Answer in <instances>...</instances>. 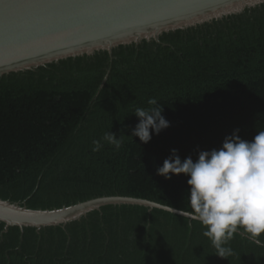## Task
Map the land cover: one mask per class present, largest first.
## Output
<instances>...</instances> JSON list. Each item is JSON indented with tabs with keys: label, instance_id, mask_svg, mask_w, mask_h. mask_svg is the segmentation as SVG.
Returning <instances> with one entry per match:
<instances>
[{
	"label": "trees",
	"instance_id": "16d2710c",
	"mask_svg": "<svg viewBox=\"0 0 264 264\" xmlns=\"http://www.w3.org/2000/svg\"><path fill=\"white\" fill-rule=\"evenodd\" d=\"M93 55L0 77V199L54 210L122 196L190 213L185 175L157 167L264 130V4ZM157 98L170 127L131 136L134 110ZM123 137L117 151L93 140ZM197 220L163 209L107 205L64 226L0 223V264H264V246L238 232L216 256ZM264 240V237H261Z\"/></svg>",
	"mask_w": 264,
	"mask_h": 264
},
{
	"label": "water",
	"instance_id": "95a60500",
	"mask_svg": "<svg viewBox=\"0 0 264 264\" xmlns=\"http://www.w3.org/2000/svg\"><path fill=\"white\" fill-rule=\"evenodd\" d=\"M264 0H0V77L62 59L93 55L242 13ZM163 44V43H161ZM107 205H138L185 216L145 199L101 197L54 210L0 199V223L20 228L64 226Z\"/></svg>",
	"mask_w": 264,
	"mask_h": 264
},
{
	"label": "clouds",
	"instance_id": "9594fccd",
	"mask_svg": "<svg viewBox=\"0 0 264 264\" xmlns=\"http://www.w3.org/2000/svg\"><path fill=\"white\" fill-rule=\"evenodd\" d=\"M147 105L135 108L138 123L127 136L138 137L144 144L170 127L157 98H149ZM124 136L106 132L102 140L92 141V151H100L102 141L118 151ZM156 171L165 179L182 174L188 177V215L204 227L202 234L210 240L216 256L227 260L234 255L230 241L240 230L253 243L264 246V130L247 141L236 129L219 149L199 151L195 162L191 156L182 160L178 150L172 149Z\"/></svg>",
	"mask_w": 264,
	"mask_h": 264
}]
</instances>
